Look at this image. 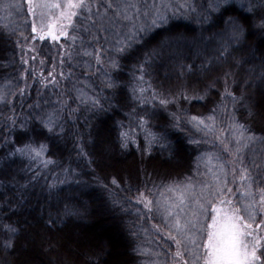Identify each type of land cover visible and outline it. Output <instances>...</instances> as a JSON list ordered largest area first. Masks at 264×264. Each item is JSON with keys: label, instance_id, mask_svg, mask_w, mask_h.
I'll use <instances>...</instances> for the list:
<instances>
[{"label": "trees", "instance_id": "trees-1", "mask_svg": "<svg viewBox=\"0 0 264 264\" xmlns=\"http://www.w3.org/2000/svg\"><path fill=\"white\" fill-rule=\"evenodd\" d=\"M3 2L19 4L20 8L0 9V88L8 86L10 92L26 90L22 97L9 95L11 105L0 103V264H108L112 253L108 238L87 246L71 241L74 234L84 236L105 224H108L106 229L116 232L123 264H165L166 241L158 239L151 230L153 224L163 227L162 222L159 218H145L141 223L135 211L137 206L127 203L125 197L145 184L152 188L153 184L164 185L193 176L197 157L214 150L209 144L197 147L190 143V138L200 139V134L187 123L180 129L172 127L170 114L207 115L223 91L220 83L213 89L208 85L225 71L233 73L232 90L237 96L244 95L235 112L237 120L256 137L264 138V30L259 26L264 18V6L259 0H251L254 8L250 14L247 4L241 8L239 0H234L219 12H211L209 0H193L196 12L178 13L168 25L154 29L139 44L117 57L119 68H109L116 87L108 89L102 73L95 67L86 69V57L74 55L73 60L65 59L64 66H60V53L71 43L67 38L55 42L24 39L33 35V23L38 28L41 23H56L50 17H41L35 0L32 4L28 0ZM230 18L243 27L238 41H229ZM74 22L81 23L76 18ZM81 35L86 42L84 47H89V37L85 33ZM224 42L229 43L230 54L217 61ZM33 46L42 49L35 61L30 59L35 54L30 50ZM80 48L77 41L74 52ZM146 58L150 68L145 80L158 92L175 95L187 89L189 96L202 95L204 99L189 102L177 98L176 103L166 108L149 104L142 109L134 101L131 90L136 85L134 76L139 75L135 69ZM40 59H45L44 65H40ZM209 61L210 70L206 71L202 65L208 66ZM54 63L53 74L59 84L55 88H43L38 82L40 73L47 76ZM182 65L191 66V71L186 67L182 70ZM31 69H35L36 79ZM60 72L67 78H62ZM69 73L72 75L68 76ZM76 89L90 96L99 94L102 108L80 105L78 111L69 115L71 109L78 107ZM58 98L68 103L61 113L64 132L60 135L47 132L32 120L31 115L38 110L29 109V105L39 104L40 112H51L59 107ZM13 114L20 121L28 117L29 122L23 128L17 124L13 129L7 120ZM137 115H145L150 130L165 136L161 143L167 144L166 148L153 144L150 151H145L143 133L136 137L137 144L121 148L120 124L134 127ZM24 144L34 147L45 144L48 151L44 159L54 163L44 168L39 161L13 155ZM81 146L86 156L80 154ZM253 162L260 165V174L264 175V142L253 143L246 153V163L251 167ZM200 171L206 172L203 165ZM113 178L119 187L111 183ZM53 183L56 187L50 188ZM128 187L132 192L125 190ZM49 220L53 223L49 224ZM5 225L15 228V233L9 232ZM142 228L148 229V233ZM7 241L12 247L5 249ZM138 245L148 249L149 254L136 251Z\"/></svg>", "mask_w": 264, "mask_h": 264}, {"label": "snow or ice", "instance_id": "snow-or-ice-1", "mask_svg": "<svg viewBox=\"0 0 264 264\" xmlns=\"http://www.w3.org/2000/svg\"><path fill=\"white\" fill-rule=\"evenodd\" d=\"M32 2L33 0H28L29 4ZM233 2L234 0H209L208 9L211 12H219L222 7ZM239 2L241 8L247 4L248 13L253 12L254 5L251 0H239ZM259 3L264 6V0H259ZM37 7L41 10L42 18L50 17L56 23L46 25L41 23L39 28L33 23L31 29L33 35L24 39L55 42L61 37L67 38L71 43L60 53V66H64L65 59L73 60L74 55L86 57L88 58L84 61L86 69L95 67L98 73H102L106 78L103 83L108 89L116 87L109 68H119L117 57L139 44L154 29L168 25L170 20L177 18L178 13L197 11L193 0H182V2L180 0H40ZM19 8V4L0 0V9L8 11ZM29 12H32V8H29ZM74 18L81 23L74 22ZM227 23L232 26L229 41H238L244 31L242 25L231 18ZM259 26L264 30V18L261 19ZM81 33L89 37L87 48L84 47L86 42ZM77 41L80 42L81 48L79 52H74ZM30 50L35 53L30 59L35 61L42 49L33 46ZM229 54L230 45L224 42L216 60L226 58ZM90 61H94V64ZM22 62L28 63L27 60ZM39 63L44 65L45 59H40ZM210 65L211 61L208 62V66L202 65V68L206 71L210 70ZM185 67L191 71V66L182 65L181 69ZM149 68L150 64L146 58L135 69L139 75L134 76L136 85L131 90L134 101L142 109L149 104H158L166 108L170 103H176L177 98L189 102L204 99L202 95L189 96L187 89L175 95L158 92L150 81L145 80V76L149 75ZM55 69L54 63L47 76H44L43 72L40 73L38 82L43 88L58 86L59 82L53 74ZM30 71L33 79H36L35 69ZM60 76L67 78L63 72H60ZM217 83L222 84L223 91L219 92V102L207 115L184 117L176 113L170 114L173 119L172 127L180 129L182 124L187 123L200 134V139L190 138V143L197 147L202 143L209 144L214 149L202 152L197 157L194 175L185 177L183 181H173L164 185L153 184L152 188H148L145 184L143 188L137 187L132 195L125 197L127 203L137 206L135 211L141 223L145 218L148 220L159 218L162 222L163 227L160 224H153L151 230L158 239L166 241L163 252L166 258L165 264H264V175L260 174V165L253 162L250 167L246 163V153L251 145L264 142V138L256 137L250 128L240 123L235 116L238 105L244 101V95L241 93L237 96L232 90L235 84L233 73L225 71L223 76L209 84L208 88H215ZM25 90L10 92L8 86L0 88V103L11 105L9 95L22 97ZM76 92L78 107L71 109L69 115L78 111L80 105L102 108L99 94L90 96L80 89H76ZM169 95L172 96L171 99L168 98ZM56 103L59 107L51 112H40L39 104L29 105V109L38 110L31 115L32 120L37 121L47 132L60 135L64 132L61 113L68 108V103L59 98ZM145 115L136 116L134 127L132 124L128 126L120 124L121 148L127 149L129 144H137L136 137L140 133L144 135L145 151H150L153 144H160L161 148L167 147V144L161 143L165 140V136L150 130ZM7 120L11 122L13 129L17 124L23 128L29 122L28 117L20 121L15 114ZM47 151L45 144L35 147L32 144H24L16 148L13 155L26 156L31 161H39L44 168H47L54 163L51 159H44ZM79 152L86 156L82 146L79 147ZM202 165L206 169L204 173L200 171ZM111 183L119 187L115 178ZM49 187L55 188L56 184L53 183ZM125 190L132 192L131 187ZM51 223L53 221L49 220V224ZM5 228L11 233L16 231L10 225H5ZM141 230L145 234L149 231L143 228ZM4 247L11 248V242H5ZM136 251L149 254L148 249L139 245Z\"/></svg>", "mask_w": 264, "mask_h": 264}, {"label": "rangeland", "instance_id": "rangeland-1", "mask_svg": "<svg viewBox=\"0 0 264 264\" xmlns=\"http://www.w3.org/2000/svg\"><path fill=\"white\" fill-rule=\"evenodd\" d=\"M36 5L40 3V0H35ZM58 15V13L56 14ZM108 224L101 225L98 228L94 229L92 232L88 233L84 236H78L74 234L71 241L73 244H78L80 246H87L90 243H98L102 242V238L106 237L110 240L112 244V253L110 255V263L108 264H123V251L120 246V241L116 238V232L108 230ZM92 234V235H91ZM94 234V235H93ZM92 236V237H91ZM64 240V239H63ZM70 248V246H69Z\"/></svg>", "mask_w": 264, "mask_h": 264}]
</instances>
